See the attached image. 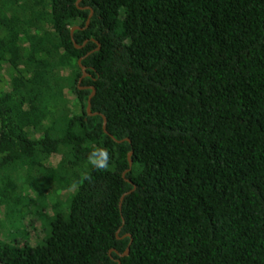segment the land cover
I'll use <instances>...</instances> for the list:
<instances>
[{
	"label": "trees",
	"instance_id": "trees-1",
	"mask_svg": "<svg viewBox=\"0 0 264 264\" xmlns=\"http://www.w3.org/2000/svg\"><path fill=\"white\" fill-rule=\"evenodd\" d=\"M118 260L264 264V0H0V264Z\"/></svg>",
	"mask_w": 264,
	"mask_h": 264
},
{
	"label": "rangeland",
	"instance_id": "rangeland-1",
	"mask_svg": "<svg viewBox=\"0 0 264 264\" xmlns=\"http://www.w3.org/2000/svg\"><path fill=\"white\" fill-rule=\"evenodd\" d=\"M11 48L12 46L8 47L9 50H12ZM69 199H70V196L66 197V195L62 194L61 192H59L58 195L53 196L52 199L49 198V208L47 209L48 211L52 213H47V211H45L46 212L45 214H47V219L45 220V222H48L50 217L51 216L53 217L54 215H56V213H60V212L67 213ZM37 204H38L39 211L43 209L47 210L45 208L44 201L41 198L38 199ZM42 225L43 223H39L38 228H35V231L33 232L32 237L29 238V242L31 244L34 245V244L40 243L42 238L45 237V231L43 230Z\"/></svg>",
	"mask_w": 264,
	"mask_h": 264
},
{
	"label": "clouds",
	"instance_id": "clouds-1",
	"mask_svg": "<svg viewBox=\"0 0 264 264\" xmlns=\"http://www.w3.org/2000/svg\"><path fill=\"white\" fill-rule=\"evenodd\" d=\"M87 162L93 169L107 171L111 166L112 156L107 147H93L88 153ZM81 179L91 181L92 177L85 172L82 174Z\"/></svg>",
	"mask_w": 264,
	"mask_h": 264
},
{
	"label": "water",
	"instance_id": "water-1",
	"mask_svg": "<svg viewBox=\"0 0 264 264\" xmlns=\"http://www.w3.org/2000/svg\"><path fill=\"white\" fill-rule=\"evenodd\" d=\"M91 15H92V12H90V14H89L88 20H87V22H86V26H87L88 23H89V18L91 17ZM86 26H85V27H86ZM79 29H80V28H79L78 26H74V27H72L71 30H70V34L72 35V33L74 32V30H79ZM73 43H74V45H75L76 48H80V47H81V46H78L77 44H75L74 41H73ZM78 63H79L80 69H81V71H82V75H81V77H80L79 80H78V87H79V89H83L84 87H80L79 84H80L82 78H84L85 76H87V73H86L85 67L82 66V65L80 64V61H79ZM90 89H91V93H90V95L88 96V99H87L86 112H87V114L90 115V116H92V115H99V113H92V112L90 111V100H91V98L93 97L94 92H95L93 87H90ZM102 119H103V122H102V129H103V131H104L105 134H108V132L106 131V119H105L104 116H102ZM111 137H112V136H111ZM119 142H120V141H119ZM130 154H131V153H129V156H130ZM130 167H131V160L129 159V168H130ZM128 170H129V169H128ZM128 170H126V171L123 173V175H124ZM126 194H127V193H125L124 195H122V197H121V199H120L121 201H122L123 197H124ZM128 251H129V248L127 247L126 250H125V252H124L122 255H120V256L122 257V256L127 255V254H128ZM117 264H120L119 260L117 261Z\"/></svg>",
	"mask_w": 264,
	"mask_h": 264
}]
</instances>
